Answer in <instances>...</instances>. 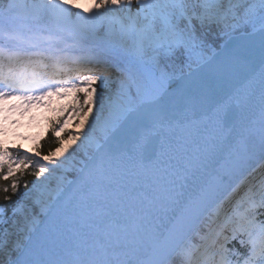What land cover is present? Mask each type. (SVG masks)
<instances>
[{
  "label": "snow or ice",
  "instance_id": "1",
  "mask_svg": "<svg viewBox=\"0 0 264 264\" xmlns=\"http://www.w3.org/2000/svg\"><path fill=\"white\" fill-rule=\"evenodd\" d=\"M238 31L264 46V0H94L87 11L76 0H0V102L74 91L87 125L68 134L75 148L59 142L61 159L0 148V180L11 177L0 184V264H264V164L253 175L250 163L257 142L264 159V90L258 110L239 113L169 92L177 68L192 75L216 38ZM233 139L238 152L217 170ZM29 165L35 179L14 200L16 166L23 175ZM86 170L92 196L69 214L78 181L65 174ZM155 210L170 218L163 233L144 226Z\"/></svg>",
  "mask_w": 264,
  "mask_h": 264
},
{
  "label": "water",
  "instance_id": "2",
  "mask_svg": "<svg viewBox=\"0 0 264 264\" xmlns=\"http://www.w3.org/2000/svg\"><path fill=\"white\" fill-rule=\"evenodd\" d=\"M210 57L212 59L192 75L188 74L187 69L173 76L169 92L195 93L199 97L201 110L210 111L217 106L227 108L230 113L246 112L249 108L258 110L261 91L264 90V46L259 37L236 33L231 38L227 37ZM239 148L240 145L233 139L219 154L216 169H227L231 164L229 154L234 157ZM261 160L257 142L255 155L250 161L251 167L258 165ZM83 166L82 163L81 167ZM87 179V170L82 177L76 174L68 179L78 181L65 194L63 210L69 214L81 201L92 196V190L84 183ZM169 223V216L159 210H155L144 220L147 230L154 229L158 233H163Z\"/></svg>",
  "mask_w": 264,
  "mask_h": 264
},
{
  "label": "trees",
  "instance_id": "3",
  "mask_svg": "<svg viewBox=\"0 0 264 264\" xmlns=\"http://www.w3.org/2000/svg\"><path fill=\"white\" fill-rule=\"evenodd\" d=\"M133 7H136V6L133 5ZM224 37L225 36H219L218 38H216L212 42V50H208L205 53V55L208 56L213 50H215ZM183 67H185V66H181L180 68H177L175 71H179ZM78 95H79L78 93H76L74 91H71L69 99H67L66 102L64 100L59 99V100L54 101L52 103L50 109L48 110L46 129H45L44 133L32 145L31 153L28 154L29 156H35L37 150H39L41 159H42L43 156L49 155L50 153L54 154L53 157H57L60 154L56 153L55 150H56L57 147L60 146V143H59L60 141H62L64 146H66L65 148H68V149L71 148L70 147V143L68 142V140H69V136H68L69 132L64 128V124L68 120H73L74 119L76 121H79V119H80L75 114V112L73 111V109L78 106V101H77V96ZM61 120H63L64 123L60 124V128L62 130L59 131V135L57 137V134L54 133L52 131V129H53V125L55 123H59ZM0 148L10 150V155L13 158H17V157H21L22 158V153L21 152H17L16 149L7 148V147H3V146H1ZM16 167H17V171L14 174L19 177L20 182H21V188H20L19 192L17 193V195L13 197L14 200L18 199L20 197V195L23 193V191H24L23 185L25 183H27L28 187L30 188L31 184H32V181L35 179L31 175L32 171L35 170L32 167V165H29L26 169H24V174L23 175L19 171V166H16ZM71 173H72L71 171L68 172V174H71ZM10 181H11V177H9L8 181L0 180V184H6V183H9ZM257 218L258 219H264V214L258 215ZM236 246L239 247L238 245H236ZM228 247L231 248L232 244H229Z\"/></svg>",
  "mask_w": 264,
  "mask_h": 264
},
{
  "label": "rangeland",
  "instance_id": "4",
  "mask_svg": "<svg viewBox=\"0 0 264 264\" xmlns=\"http://www.w3.org/2000/svg\"><path fill=\"white\" fill-rule=\"evenodd\" d=\"M112 78L115 80L117 77L113 75ZM117 86L114 83L112 85L113 90H115ZM12 97V103L8 102L7 100L0 102V108L3 109V111H0V131H5L6 138L11 144L18 142L22 149L28 150L31 141L29 139H23L21 134L39 127L42 119V103L39 102L32 103L30 105H24V108L27 109L25 111L24 108L13 107L14 105L19 106L24 104V101L17 99L15 95ZM94 112L95 109L93 110V115ZM91 118L92 115L89 116V120H91ZM68 130L69 133L83 132L87 130V125L81 127L80 122H78L77 124L71 125ZM80 139H83V137H80ZM68 142L70 143L71 149L75 148L76 145L79 144V140H77L75 143H72L70 140H68ZM59 156L53 158L61 159V154Z\"/></svg>",
  "mask_w": 264,
  "mask_h": 264
},
{
  "label": "bare ground",
  "instance_id": "5",
  "mask_svg": "<svg viewBox=\"0 0 264 264\" xmlns=\"http://www.w3.org/2000/svg\"><path fill=\"white\" fill-rule=\"evenodd\" d=\"M93 2H94V0H76V3L81 5V6H83L85 11H87V9L92 6ZM133 74L134 75L139 74V75L146 76L147 75V70L144 69V68H134L133 69Z\"/></svg>",
  "mask_w": 264,
  "mask_h": 264
}]
</instances>
